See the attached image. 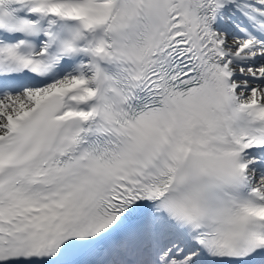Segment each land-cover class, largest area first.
I'll return each instance as SVG.
<instances>
[{
  "label": "snow or ice",
  "instance_id": "6c2138e0",
  "mask_svg": "<svg viewBox=\"0 0 264 264\" xmlns=\"http://www.w3.org/2000/svg\"><path fill=\"white\" fill-rule=\"evenodd\" d=\"M0 264H264V0H0Z\"/></svg>",
  "mask_w": 264,
  "mask_h": 264
}]
</instances>
